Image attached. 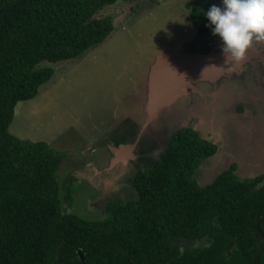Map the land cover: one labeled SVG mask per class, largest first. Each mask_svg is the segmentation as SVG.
Returning a JSON list of instances; mask_svg holds the SVG:
<instances>
[{"label":"trees","instance_id":"1","mask_svg":"<svg viewBox=\"0 0 264 264\" xmlns=\"http://www.w3.org/2000/svg\"><path fill=\"white\" fill-rule=\"evenodd\" d=\"M117 1L0 0V264H264V175L240 178L232 164L201 185L196 172L218 148L191 127L134 173L136 200L108 202L95 222L70 211L75 178L60 186L57 176L66 155L9 133L15 106L36 96L54 65L118 29L114 16L96 15ZM210 6L186 5L199 39L212 35Z\"/></svg>","mask_w":264,"mask_h":264},{"label":"rangeland","instance_id":"2","mask_svg":"<svg viewBox=\"0 0 264 264\" xmlns=\"http://www.w3.org/2000/svg\"><path fill=\"white\" fill-rule=\"evenodd\" d=\"M193 1L118 0L111 6L103 7L96 15L116 16L115 25L118 29L113 31L102 44L90 48L79 57L54 65L53 76L39 86L36 96L15 106L13 119L8 127L10 134L22 140L44 141L54 150L66 155L57 176L60 186L63 184L62 180L69 174L75 178L70 190L73 201L70 211L80 218L90 222L100 221L107 216L105 207L108 202L117 199H121L124 203L136 200L137 193L132 186L134 173L141 167L151 166L154 162V154L159 152L156 149L164 147L163 144L166 143L168 136L178 126L197 125L198 128L202 126L207 128L205 134L209 136V125L206 122H210L209 115L212 113L213 115L219 113L220 116L216 120L225 121L220 123V131L223 132L224 129L227 132L234 131L236 137L237 132H241L246 146L250 144L252 147L253 144L256 146L254 150L244 147L237 152L230 148H221L223 155L228 157L232 154L236 155L239 164L238 173L244 176L250 174L256 176L264 171V99L260 101L257 99L250 105L246 104L247 89L251 90L255 86L259 91L256 94L264 95V42H254L246 54H249L251 49L256 54L248 55L239 64V73L224 74L213 83L202 86L207 93L209 92L210 97L215 96L214 99L201 96L198 87L196 92L187 97L184 104H180L174 110V113L161 114L159 122L145 125V128H142L141 124L144 121L143 111L136 109L142 121L137 123L134 121V125H131L130 118L133 112L129 109L132 108L122 110L118 103L113 102L110 103L112 105L110 112L113 115L111 121L116 123V126L121 124L125 126V123H128L130 128L126 125L127 131L122 135L120 134L123 131L112 135L109 128L106 134V129L100 128L99 134L96 129L100 126L98 115H104L101 117L103 119L110 107L106 102L105 108L96 111L98 103L105 97L112 96L118 102L122 99L130 101L131 98L141 95L140 89L126 93L127 86L145 85V81L143 85L141 81L146 79L147 66L151 64L152 58L159 53L175 49L177 44L174 43L181 36H185L186 39L189 37L187 45L192 51L205 53L210 50L212 42L220 44L217 37L210 36L211 38L205 40L195 36L190 38L191 34L189 35L187 29L178 30L185 25V21L189 25L187 20L189 9L186 5ZM210 4L219 5L220 0H210ZM169 11L173 12L172 15L168 14ZM155 13L161 19L154 23V27L149 28L147 20L152 21ZM142 35L143 44H140ZM101 66L106 68L107 77L105 70L98 68ZM221 80L223 81L220 83ZM239 81L243 84L241 85L243 88L237 86ZM184 105L194 107L193 114H190ZM203 108H205L204 114ZM206 108H210L211 112L207 114ZM164 115L166 118L162 119ZM199 134H202L201 130ZM124 140H126L125 144L134 147L131 151L129 149L131 158L126 161L117 160L113 165L108 162L109 152L105 151L106 160L101 158L103 148L107 149L108 146H114ZM235 141L242 140L237 138L234 139ZM120 154L124 158L121 152ZM215 158L214 156L205 160L207 163H203L204 167L201 166L196 172L201 185L209 181L202 177L206 174V168L217 173L223 167L213 164ZM248 172L250 174H247ZM89 197H93L92 202H88ZM202 243H204L202 240L193 241L189 243L190 245L185 244V247L200 246ZM182 244L176 246L182 248Z\"/></svg>","mask_w":264,"mask_h":264},{"label":"water","instance_id":"3","mask_svg":"<svg viewBox=\"0 0 264 264\" xmlns=\"http://www.w3.org/2000/svg\"><path fill=\"white\" fill-rule=\"evenodd\" d=\"M183 41H184L183 39H179L176 43H174L175 45L176 44L177 45L176 48L173 49L172 51L162 54L160 53L157 54L154 58H152L153 60L151 61V64L149 63V65L147 66L148 70L145 76L146 79L142 80V85H143V81H145L144 83L145 85H143V88H141L143 100H141V103H139L141 105L138 108V110L143 111L144 121L141 123L142 128L145 125H151V124L153 125L159 122V117L161 116V114L174 113V110L177 109L180 104H184L186 102L187 97L191 96L192 93L196 92L198 87H200V91L202 93L201 96L214 99L215 96L212 95V97H210L208 94L209 92L207 93V90L203 89L202 86L213 83V81L220 79V77H222L224 74H230L233 72L239 73L240 71L238 68L239 65H234V64L222 68L218 73H216V71L218 70L217 66L211 65L210 68H206V62H209L210 59H212L213 57L220 60L222 57L221 53H218L211 49L205 53L192 51L189 45H185V46L183 45ZM248 53L249 54H246V57L248 55L251 56L256 54L253 51V49H251L250 52ZM197 69H199L201 72H204L205 75L200 74V72ZM222 81L223 80H221L220 83ZM232 83L234 82L232 81ZM245 84L246 81L244 82V85ZM241 85L243 84L239 81V84L237 86L239 88H243ZM161 86H166V89L165 90L160 89ZM193 86H197V87H193ZM219 92H221V90H219ZM254 92L255 90L251 92V90L247 89V94H248L247 99L252 101V96L254 95L253 94ZM214 95H218V94H214ZM262 96L260 97L259 95H256L255 98L260 101L264 99V97ZM152 97H155V99L154 101L150 102ZM153 102L157 106L151 108L149 105ZM184 106L188 108L187 110L190 112V114H193V112L195 111L193 109L194 107L190 108L191 106L189 107L188 105H184ZM206 112L207 114L210 113L211 112L210 108H206ZM202 113L203 114L205 113V108H203ZM197 114L198 113H196V116ZM209 116H211L209 117V119L212 120V121L210 120V122H206V124L209 125V130H210L209 136L206 134V136H204L203 139L208 140L212 143L215 142L214 144H216L217 140L215 139L217 138V133H220L221 136H225L227 138V141L226 142L222 141L221 144L220 141L221 139H220L219 140L220 142L218 141L217 143L219 145H222V148L225 147V149H229V148L232 149L233 148L232 144L234 143V139H237L236 133L234 131L227 132L225 131V129L223 130V132L219 130L220 123L222 124L223 122H225L222 119L221 121H219V119L216 120V118L220 116L219 113H217L216 115H213L212 113ZM164 118H166L165 115L162 117V119ZM215 123H219V124H215ZM198 125H200V123H198ZM181 127H189V126H185V125L178 126L176 129L172 131V133ZM191 127L195 131L200 133L201 127L198 128L197 125ZM206 129L207 128H204L205 132L207 131ZM233 136H235V138L232 139L231 137ZM133 148H134L133 145H128V144L126 145L122 144L118 146L110 145L109 146L110 152L112 153V155H115L112 162L114 163L117 162V160H120L119 152L123 151V149L132 150ZM235 156L236 155L228 157L226 155L220 154L219 157L224 159L225 163L231 164L233 161L236 160ZM131 157L132 155L127 156L125 158L128 159ZM253 175H249V176L253 177ZM80 257L82 258L81 253H80Z\"/></svg>","mask_w":264,"mask_h":264},{"label":"clouds","instance_id":"4","mask_svg":"<svg viewBox=\"0 0 264 264\" xmlns=\"http://www.w3.org/2000/svg\"><path fill=\"white\" fill-rule=\"evenodd\" d=\"M203 15L206 27L220 41L224 65L241 64L254 42H264V0H220Z\"/></svg>","mask_w":264,"mask_h":264},{"label":"crops","instance_id":"5","mask_svg":"<svg viewBox=\"0 0 264 264\" xmlns=\"http://www.w3.org/2000/svg\"><path fill=\"white\" fill-rule=\"evenodd\" d=\"M158 9V8H157ZM171 13H173L172 11H169L168 12V14L169 15H172ZM116 16H114V19H113V22H114V26H116L115 25V21H116ZM153 20L152 21H149V20H147L148 22H147V26H149V28H150V26H155L154 25V23H156L159 19H161L160 17H158L157 15H156V13L153 15ZM189 22V21H188ZM148 29V28H147ZM184 29H187L188 31H189V35L191 34V35H193V36H191L190 35V38H192V37H194L195 36V38H198L197 37V30L193 27V25L191 24V22H189V25H188V23L185 21V25L183 26V27H180L178 30H184ZM194 32H195V34H194ZM193 33V34H192ZM154 34H156L155 32H154ZM180 39H183L184 41H183V45L185 46V45H187V41H188V39H189V37H188V39H186L185 38V36H181L180 37ZM186 39V40H185ZM106 40V39H105ZM178 40V39H177ZM100 44H102V43H100ZM140 44H143V35H142V38H141V41H140ZM160 44H162V43H160ZM192 46V45H191ZM132 47H134V46H132ZM130 58H132V57H130ZM126 60H128V58L126 59ZM99 69H103V70H105V71H107L106 70V68L105 67H98ZM140 71V70H139ZM109 72V71H108ZM112 73V72H111ZM140 73V72H139ZM112 74H116V73H112ZM119 74H121L120 72H119ZM123 74V73H122ZM105 77H107V75H106V73H105ZM143 80V79H142ZM142 82V81H141ZM127 88H128V91L127 92H129V93H131L132 92V90H134V89H137V90H139L140 89V91L142 92V90H141V88H143V86L141 87V85L140 86H138L137 84H135V86H134V84H129L128 86H127ZM141 100H143V98H142V93H141V95H139L138 97H136V98H134V99H130V101H129V106L128 107H130V108H132V109H129L130 111H132L133 112V116H132V118H130V124L131 125H134V121L137 123L138 121H142L140 118H139V116H138V112H137V110H138V108H139V106L141 105V104H139V103H141ZM116 106H118V105H116ZM120 106V105H119ZM150 106L152 107L153 105L152 104H150ZM120 107H122V106H120ZM127 107V108H128ZM99 107L97 106V110H99L98 109ZM111 108V107H110ZM110 108H109V114H107L106 115V117H111V116H113L112 114H111V112H110ZM126 108V107H125ZM125 108H123L122 107V110H125ZM137 109V110H136ZM102 116H104V115H98V119H99V121H98V123H101L102 121L104 122V124L103 125H100V126H98L96 129H97V131H99L100 130V128H109V127H112L113 128V131H112V135H115V134H117L118 132H116L117 130V126H116V123L114 124V122H112L111 120H113V119H106V117H104L103 119H101V117ZM108 117V118H109ZM113 123V124H112ZM126 125L128 124V123H125ZM99 125V124H98ZM126 125L124 126V125H120V126H124V132H122L120 135H122V134H124L126 131H127V127H126ZM128 126V125H127ZM129 128H130V125L128 126ZM201 127V132H202V135L204 134V136L206 135L205 133V130H204V128H202V126H200ZM246 128V127H245ZM242 131V130H241ZM127 140V139H126ZM126 140H124L123 142H118V143H116L114 146H118V145H126L124 142L126 141ZM215 140H217L216 141V144L218 145V147L219 148H222V145H219L217 142L220 140V138L219 137H217ZM121 141V140H120ZM221 141V144H222V140H220ZM219 141V142H220ZM165 147V146H164ZM164 147H160V148H158V149H156V150H159V152L161 151V150H163L164 149ZM105 151H107V152H109V159H108V162H110L112 165H113V162H112V160H113V158H114V156L115 155H112V153L110 152V149H109V146H108V148L106 149V148H103L102 150H101V158H103V160H106V152ZM159 152H158V154H159ZM120 153V152H119ZM157 154V155H158ZM220 154H221V149H220V151L218 152V153H216L214 156L216 157L215 158V162H213V164H216V165H223V167L219 170V171H221L222 169H225V168H227L228 166H229V164L230 163H225V161H224V159H222V158H220L219 156H220ZM103 155V156H102ZM111 155V156H110ZM154 155H156V154H154ZM128 156H131V154L130 155H128ZM214 156H212V157H210V158H213ZM231 156H233V154L231 155ZM125 158V157H124ZM122 156L120 157V160H125ZM210 158H208V159H210ZM101 160V159H100ZM127 160V159H126ZM125 160V161H126ZM207 160V159H206ZM236 161V160H235ZM125 163V162H124ZM200 170V168L198 169V171ZM95 171L97 172V170L95 169ZM219 171L217 172V173H219ZM209 173H210V171L209 170H207L206 169V175L208 176L209 175ZM236 175H239L240 173H238V170L236 171V173H235ZM251 175V174H250ZM204 176V175H203ZM202 176V177H203ZM247 176H249V175H247ZM245 177H246V175H245ZM197 178V177H196ZM214 178V177H213ZM213 178L212 179H210L208 182H206L205 184H209L212 180H213ZM197 181H198V183H199V179L197 178ZM79 182H81V181H79ZM78 182V183H79ZM202 185H204V184H202ZM88 202H92V200H93V197L91 198V197H89L88 199Z\"/></svg>","mask_w":264,"mask_h":264},{"label":"flooded vegetation","instance_id":"6","mask_svg":"<svg viewBox=\"0 0 264 264\" xmlns=\"http://www.w3.org/2000/svg\"><path fill=\"white\" fill-rule=\"evenodd\" d=\"M211 36H213V35H211ZM210 38H211V37H210ZM148 43H149V41H148ZM153 43H154V42H153ZM155 43H156V42H155ZM211 44H212V45H210L209 48H210L211 50H214V51L220 53V46H221V45H220V44H217L215 41L212 42ZM201 47H202V46H201ZM253 89L258 90L257 87H255V86L252 87L251 90H253ZM126 90L128 91V88H126ZM127 91H126V93H127ZM262 97H264V95H263ZM109 98H110V97H105V99H103V101H101V102L98 103L97 106L99 107V108H98L99 110H102V107L105 108V103H106V102H108L109 104H110V103L112 104L113 102L118 103V104H119L120 106H122L123 108H125V107L127 108V107L129 106V101H125V100L123 101V99H122V101L119 100V101L117 102V99H115L114 97L111 96V98H110V99H109ZM109 100H111V101L109 102ZM131 100H132V98H131ZM250 103H253V102H252V101L250 102V100L247 99L246 104H247V105H250ZM111 104H110V107L112 106ZM118 104H117V105H118ZM97 106H96V107H97ZM110 107H108V109H109ZM96 111H98V110H96ZM107 114H109V110H107L106 115H107ZM108 117H109V116H108ZM108 117H106L107 120H108V119H111V117H109V118H108ZM98 120H99V119H98ZM98 124H99V125H103L104 122L102 121L101 123H98ZM112 124H113V123H112ZM246 126H247V125H245V127H246ZM124 129H125L124 126H117V129H116L117 131H116V132H122V131L124 132ZM109 130L112 132V131H113V128H112V127H109ZM107 132H108V128H106V130H105V134H106ZM98 133L100 134L101 132L98 131ZM240 133H241V132H237V134H238L237 138H238V140H242V141H241V142H237V141H235V142L233 143V146H232L233 148H232V150L237 152L238 150L243 149L244 147H246V148L248 147L249 150H254V147H256V146H255L254 144H253L254 147H252L251 144H250V146H248V145L246 146V145L244 144V142H243V141H244V137H242V135H241ZM171 135H172V134H170V135L168 136V138H167L165 144H167V142L169 141ZM200 136L204 137V134H203V135L201 134ZM218 137H219L223 142H226V141H227V139H226L225 136H218ZM165 144H163V145L165 146ZM216 146H217V148H218V150L216 151V153H218V152L220 151L221 148H219L217 144H216ZM238 153H239V152H238ZM155 154H156V155H154V160H153V161H155L156 158H157V152H156ZM243 154H244V153H243ZM233 155H234V154H233ZM232 164H235V166H236V169H235V171H234V173H236V171L238 170L237 167H238V165H239L237 160H236V161H233L231 164H229V166H228L227 168L222 169L221 171H219V173H221V172L224 171V170H227V169L230 167V165H232ZM258 169H259V167H258ZM204 171H205V170H204ZM247 174H250V172H248ZM261 175H264V174H261ZM216 176H217V175H215L214 178H215ZM238 176H239V177H245V176L242 175V174H241V175L239 174ZM203 177H204V176H203ZM246 177H248V176L246 175ZM214 178H213V179H214Z\"/></svg>","mask_w":264,"mask_h":264},{"label":"bare ground","instance_id":"7","mask_svg":"<svg viewBox=\"0 0 264 264\" xmlns=\"http://www.w3.org/2000/svg\"><path fill=\"white\" fill-rule=\"evenodd\" d=\"M112 34V33H111ZM111 41V40H110ZM254 51V50H253ZM255 52V51H254ZM211 65H213V66H217L218 67V70L216 71V73H218L222 68H225V67H228V65H231V64H228V65H224V62H223V59H222V57H221V59L220 60H218L217 58H215V57H213L212 59H210V61L209 62H206V68H210L211 67ZM235 65V64H234ZM193 70V69H192ZM199 72H200V74H202V75H205V73L204 72H201L199 69H197ZM209 70V69H208ZM155 73V72H154ZM215 73V74H216ZM212 74V73H211ZM153 77V76H152ZM160 89H163V90H165L166 89V86H161V88ZM253 98V97H252ZM154 99H155V97H152L151 98V101L150 102H152V101H154ZM254 101H256L254 98H253V102ZM153 106L152 107H156L157 105L156 104H154V102L153 103H151ZM150 106V105H149ZM151 107V106H150ZM151 107V108H152ZM15 133V132H14ZM200 135V134H199ZM206 136V135H205ZM218 136H221V134L220 133H217V137ZM202 138H204V137H202ZM208 141V140H207ZM215 142H213V144H214ZM216 145V144H215ZM131 151V150H130ZM121 153H122V155L124 156V157H127L128 155H130V153H129V149H123V151H121ZM216 154V153H215ZM214 154V155H215ZM119 155L121 156V154L119 153ZM214 155H212V156H214ZM211 156V157H212ZM210 158V157H209ZM208 159V158H207ZM204 164H206L207 162L205 161V162H203ZM203 163L200 165V167L203 165ZM199 167V168H200ZM202 167H204V166H202ZM198 168V169H199ZM207 170H209L208 168H206ZM210 171V173H209V175L207 176L206 174L204 175V177H205V179H208V180H210V179H212L217 173H214V171L213 170H209ZM219 174V173H218ZM235 174V173H234ZM261 174H264V172H262V173H260V174H258V175H256V176H259V175H261ZM236 175V174H235ZM236 176H238V175H236ZM256 176H253V177H256ZM239 177V176H238ZM249 177H252V176H248V177H245V178H249ZM240 178H242V177H240ZM212 182V181H211ZM210 182V183H211ZM209 183V184H210ZM205 185H207V184H205Z\"/></svg>","mask_w":264,"mask_h":264}]
</instances>
